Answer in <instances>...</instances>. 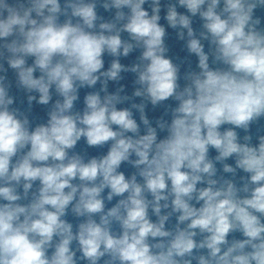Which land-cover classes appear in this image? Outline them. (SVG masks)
I'll use <instances>...</instances> for the list:
<instances>
[{"label":"clouds","instance_id":"1","mask_svg":"<svg viewBox=\"0 0 264 264\" xmlns=\"http://www.w3.org/2000/svg\"><path fill=\"white\" fill-rule=\"evenodd\" d=\"M258 8L264 0H0V264H264V135L253 144L237 131L264 118ZM162 10L197 58L183 86ZM9 70L29 111L48 106L45 123L13 106ZM122 73L134 74L131 96L109 91ZM169 100L170 120L153 126L147 106ZM82 139L106 153L73 152Z\"/></svg>","mask_w":264,"mask_h":264},{"label":"water","instance_id":"2","mask_svg":"<svg viewBox=\"0 0 264 264\" xmlns=\"http://www.w3.org/2000/svg\"><path fill=\"white\" fill-rule=\"evenodd\" d=\"M145 7H147V5ZM178 10L181 12L185 11L182 8H179ZM98 13L100 15L104 16L106 19L110 18V16H111V13L105 12L102 8L98 9ZM161 16H162V19H161L160 23L165 26L166 31H167V36L165 38V43L169 49L167 55L170 58H172L174 63L180 65V74H181L180 84L183 86V84L185 83V81L183 80V74L188 70H198L196 67L197 58L193 55H189L186 48L184 47V41H181L177 38L176 30L171 29L167 26L166 21L163 19V16H164L163 10L161 12ZM255 16L259 17L261 19L260 27L264 28V8H258L255 11ZM63 19L64 18L61 17V21H63ZM201 23L202 22L199 20L198 17L193 18V27H194V29L197 30V32H199V30H200ZM124 35L126 37V34H124ZM207 48H208V45H207V42H205V50L206 51H207ZM138 55H139V51L137 50L136 52H133L132 54H130V56L127 58L121 57L120 58L121 63H123L125 65L131 64L132 62L135 61V58ZM104 59H105V68H107L109 66V63H110L112 57L105 55ZM29 63H31V59H29ZM213 67H216V65H213ZM7 75H8L9 80L12 81V85H13L11 90H10V94H12L15 97V103L13 106L19 108L22 112H25L26 114H28L29 119H30L33 127L36 124L45 123L47 121V118H48L47 117L48 106L39 105V104L33 102L31 105V111H29L28 110L29 106H28V102H27V94L23 90L17 89L15 87V76L11 70L8 71ZM122 76H123V79L119 82H109V91H115L118 87L123 85L124 86V93L123 94H127V95L131 96V93L134 89V84H133L134 74L122 73ZM99 87H100V85L97 84L96 89H99ZM88 91H92V89L84 88V89L80 90V99L76 102L75 110H82L83 109V107H84L83 97ZM54 99H55V97H54ZM132 102L139 103L140 100H139V98H134L133 101L126 102L125 104L120 105V107H129ZM168 105L175 107V101L169 100V101L165 102L164 105L157 106L156 108H153L150 104L147 106L146 114H147L148 118L150 119V121H152L153 126H155V121L161 117H163L164 119L170 120V112L168 115H165V111H166V108ZM136 115H137V119H138V113ZM225 127H227V126H225ZM237 131L241 137H243L244 135H250L252 137V143L255 144L258 142L257 137L260 135H264V118H261L260 120L254 122L250 126L248 132H245V131L239 130V129ZM164 135H166V133H160L161 138ZM72 151L79 153L81 155H84L85 158H88L91 156H99V155L106 153L107 146H105L103 148H92V147H89L86 144V142L82 139L81 141L78 142L76 148L73 149ZM209 155H210V157H214L216 155L215 150L210 149ZM227 162L230 164L234 163L233 160H229ZM217 168L220 169L221 166L219 164H217ZM120 170L123 171L126 176H130L135 171L134 168H132L130 165H128L126 163L121 165ZM219 175H223L225 178H232L231 174H225L222 171H218V176ZM242 175H245V174L240 172V171L237 172L236 179L238 182H239V177ZM35 187H36V185H34L33 190H35ZM105 195H106V193H105ZM117 199H119V198H114L113 201H111L110 203L106 202V206L111 207L112 205H114L116 203ZM21 202L27 203V201H21ZM197 206H199V205H197ZM65 219H67L69 222H71L74 225V229H75V226L79 223V218H76L71 213L70 210H69L68 214L66 215ZM152 219L155 220L156 217L152 216ZM175 223H176V220H175V215H174L173 217L170 218V221L168 222V224L166 226L171 227ZM233 238L240 239V238H242V236L240 233L230 234L229 240H231Z\"/></svg>","mask_w":264,"mask_h":264}]
</instances>
